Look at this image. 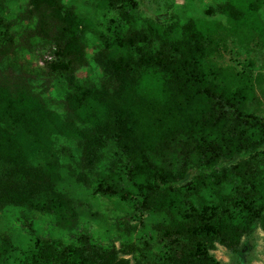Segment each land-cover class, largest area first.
I'll use <instances>...</instances> for the list:
<instances>
[{
	"label": "trees",
	"instance_id": "16d2710c",
	"mask_svg": "<svg viewBox=\"0 0 264 264\" xmlns=\"http://www.w3.org/2000/svg\"><path fill=\"white\" fill-rule=\"evenodd\" d=\"M29 1L34 11L49 12L62 26L56 47L66 60L52 68L68 73L64 95L71 117L48 109L27 90L0 84V208L27 209L70 229L76 205L58 190L62 173L55 141L82 139L83 157L93 164L110 138L116 158L99 175L97 190L128 200L142 214L163 215L160 231L170 245L167 252L140 249L138 257L126 258L115 245L101 246L88 236L78 246L64 244L61 237L35 236L33 245L23 249L6 238L1 261L219 264L212 253L217 244L238 255L244 238L258 227L264 233L263 182L247 179L251 189L237 196L216 188L232 170L223 164L235 162L245 178L243 171L253 160L264 162V116L248 107L260 81L211 60L230 38H256L264 47V0H227V25L198 21L179 38L173 29L162 28L164 23L151 21L159 49L142 32L110 25L105 49L95 55L110 81L100 87H86L72 73L85 61L81 37L90 21L58 0ZM100 2L111 7L105 9L120 10L132 26L135 0ZM117 2L128 8H112Z\"/></svg>",
	"mask_w": 264,
	"mask_h": 264
},
{
	"label": "rangeland",
	"instance_id": "374dc122",
	"mask_svg": "<svg viewBox=\"0 0 264 264\" xmlns=\"http://www.w3.org/2000/svg\"><path fill=\"white\" fill-rule=\"evenodd\" d=\"M62 7L90 21L89 28L82 34L81 42L85 61L73 67L76 80L86 87L109 84L108 75L95 61V55L105 49L108 27L120 25L142 32L151 39L153 48L159 49L161 42L150 31L149 23H164L167 31L173 29L181 37L186 26L198 21L218 22L227 25L224 6L227 0H135L136 19L132 26L121 15L120 10L101 5V0H58ZM0 84L13 90H27L38 96L44 105L63 117H71L64 92L69 88L67 72L53 70L52 65L66 59L57 52V39L62 28L49 12L38 13L29 0H0ZM112 8H128L121 2ZM45 12V13H44ZM260 17L264 21V6ZM211 60L229 71L244 72L258 79L256 98L248 104L250 110L264 116V47L258 39L240 41L230 38L227 46ZM89 131L87 127H83ZM60 152L62 181L58 190L76 205L77 216L68 230L49 216L33 213L12 205L0 208V245L9 238L15 249L33 245L34 237L43 240L61 237L64 244L78 246L84 237L101 246L115 245L126 258L138 257L140 249L159 254L167 252L170 240L165 238L160 227L165 217L134 209L128 200L118 196H107L97 190L99 175L109 171L110 163L116 158V147L107 139L99 161L88 164L83 157L82 139L55 141ZM233 163L222 166L231 168L226 177L220 179L218 188L222 193L237 196L251 189L247 179L264 183V162L253 160L243 174L234 169ZM193 177H190L192 179ZM215 199L212 192H205ZM219 264H264V233L256 228L244 238L243 251L232 254L217 244L212 251ZM0 264H8L1 261Z\"/></svg>",
	"mask_w": 264,
	"mask_h": 264
}]
</instances>
